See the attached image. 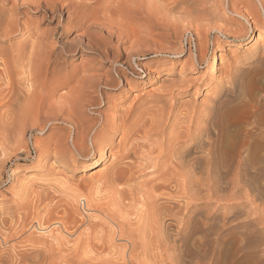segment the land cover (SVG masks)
<instances>
[{
  "label": "bare ground",
  "instance_id": "1",
  "mask_svg": "<svg viewBox=\"0 0 264 264\" xmlns=\"http://www.w3.org/2000/svg\"><path fill=\"white\" fill-rule=\"evenodd\" d=\"M3 1H11V5L13 7H19V9L29 8L35 9V11L44 10L46 12H49V16L51 18H55L58 15L63 16L64 10L67 11V17L65 18V21H57L54 29L52 30V32L50 31L48 35L43 34L45 36H37L34 39H31L33 41L31 43L29 42V45L27 42H25L29 46L27 52L26 47H24V49L26 50L21 47L23 50L19 54L18 50L17 54L14 53L15 50H10L11 53L18 55V59L20 57H23V61L27 63L25 65L22 64L23 66L21 65V77H18L17 79L20 80L17 81L19 83H26V85L24 86V90L26 93H24V91L22 90L23 88H21V90L28 97L32 96L34 88L37 89V87H34V83H36L37 81L40 82L39 80L42 79V77L44 79L43 81H41L42 83L46 81L50 83L51 80L48 79L49 75L47 74L48 70L52 72L57 71L56 67L58 66L52 65L49 61V58L52 53H54V49L59 46L58 43L60 41L58 40V38L60 37V34H66L73 28H83L81 32L71 38L72 41L69 43L70 47L67 46L69 44L63 43V45H61V49L59 50V52H61L62 54L64 51L70 53L69 51H71V48L73 47L72 44L78 42V46H81L83 50L85 49L89 52L93 51L94 46L97 45V49L102 56L110 55L108 49H106V43L102 40V36L98 33L99 30L93 28V17L96 15L100 4H104L105 2H107L104 5V9H106L110 7V3H112L114 0H1V2ZM154 1L159 3V5L157 4L158 9L160 4L162 5L166 2L170 3L172 1V3L174 2V4H179V2L181 3L182 1L186 0H180L178 2H176L175 0H171L170 2L167 0ZM209 1L210 0H191V3L195 4L198 7L202 6L201 9H203L204 6H207L206 3H209ZM215 1L212 2L215 3ZM255 1L260 5L261 11L264 15V0ZM220 2L222 3L221 0ZM178 4H176V6ZM195 5L193 6L195 7ZM182 6L181 9H183V11L181 12L183 13L177 12V14L181 15L187 13L188 15L189 13L190 15L192 13L191 11V13L188 12V8H186L185 6L182 8ZM209 6H211V4ZM237 6V0H230L228 2L227 9L223 10L224 6L220 7L223 10V15H226L228 13L229 15L243 17L248 24L253 23L254 28L255 26L258 27L259 23H262L261 26H264V19L261 17L259 11L253 8V6H250V9L248 8L249 13L246 12L245 14L240 13ZM247 6L248 5H246V7ZM113 7L115 6L113 5ZM152 8H155L154 10L157 11L156 7L153 6ZM1 9L0 37L6 38L10 36L20 35L22 32H28L27 27L29 26L30 20L21 21L18 16L15 17L13 14L17 11V9L16 11L14 10L15 12L7 11V13L4 11L2 12ZM164 9L163 13L165 15L166 11ZM166 9L170 11L168 7H166ZM149 10L151 11V9ZM150 11H148L146 14L155 13V11L154 13H149ZM171 12L172 11H170V13ZM206 12L207 15L211 13H208V11ZM160 13L161 12L159 11V13L156 12L155 14L158 16V14ZM167 14L169 13L167 12ZM195 14L197 15V13ZM171 15L172 14H170V16ZM184 15H182V17L185 18L186 15ZM206 18L208 19V16ZM89 19L92 20H90L91 23L90 21H88ZM197 19L200 20V18ZM194 20L196 21V19ZM243 30L239 32H242ZM230 32L234 33L237 31L231 30ZM28 35L31 36L30 34ZM250 36L251 34H249V31L247 30L244 31L241 38L246 39L247 37L250 38ZM263 38L264 35H258L259 42H264ZM238 40V44H240L241 39ZM185 42L187 45H189L187 49L189 50L190 66H192L193 68L201 67L210 58L209 73L212 76L215 73V57L213 55H209L207 57L208 59L206 58V55L204 57V52L200 51L201 47L199 49L198 55L196 53L195 55H193L190 51V47L192 45L191 39L185 40ZM8 48H11V46ZM178 49L179 48H177V50ZM6 52L7 51H5V53ZM179 52L180 51L171 53L170 51V54L176 55ZM5 53L3 54V50H0V56H4ZM147 56L148 55L127 54L125 60L123 61L112 60V62L114 63L113 66L115 65V67L112 68L113 71L111 70V73L105 72L104 74L100 75L90 73L87 75L85 74L80 78L78 77L79 80L76 81V86L71 85L70 89H68V95L63 96L61 94L63 96H60V98H62L61 101L60 99H58L60 102L63 101L61 104L60 102L59 104L55 102V105L53 103L49 104L48 102H43L41 100L39 101L38 105H35V107H33L34 105L29 106L27 105V103L24 104L28 107L20 108L24 110V112L21 110L22 113L19 115L20 118H18V114L17 116L15 114V117L9 114L8 116H6V118H4L3 121L0 116V120H2L0 122L2 126V129L0 127V150L2 154L3 151L5 152L4 148H7L6 143H8L7 140H9V137L12 138L16 134L14 132L15 134L11 136L14 129L16 131V126L14 125L16 124V117V121L19 124L22 122V119L25 120V118L28 116V118L34 116V113L40 112V109L44 110V108H46L45 110L52 109L47 112L52 111L53 113L55 112L54 107H56V109L58 108L60 112H57L59 114L61 113L60 115H62L61 118L64 123H68L71 126L77 127L79 129V132H77L76 134L75 140H73L72 142V145L77 152L83 151L88 145V141H90V144L92 146L96 147L95 154L93 156H87L85 158L86 160L95 159L94 156H96L100 158L101 161H104L103 153L110 152L107 148L113 146V133L120 134V137L117 141L118 149L116 147L118 151H115L113 153V155L115 154L116 156V160H114L115 162L111 163L109 166L106 165L104 167H101L100 169L92 171L87 177L88 179L85 178L87 180H81H85V182L87 181L84 184L85 187H83L86 189V192H81L78 185H75V183L73 184L69 177L68 179H70V183L75 185V187L70 185L71 187H73V190L71 191L74 192L70 191L71 193H66V196L68 195V197H65L69 199L67 200L68 202H65V204L63 203L65 199L63 202H61L63 200L62 198V200H59L61 203H63L61 210L58 208L59 206L57 208L60 211H57L58 209H54L55 215H52V213L50 214L49 210L52 211L51 209H43V211L41 210L36 215H34L33 213L35 221L33 222V224H31V226H29L30 228L28 227V225H26L29 229L36 228V230H38V232L42 234V236L40 235L41 237L45 236V238L48 237V239L50 238V240L53 239L51 241L55 240V242H57H43L42 240L44 237L42 238V240L36 239L38 237V233H35L37 234V237L32 236L34 233L30 234L32 236L31 237L30 235H26L24 230L23 232H21V230L19 232L24 233L26 237H28V239L24 238L27 242H25V244H27V247L31 249H28V252L27 249L26 252L17 251L20 249L19 247H21L19 244H17V246L14 245L16 246V249L19 245V249L17 250L13 247L11 248V245L8 246L10 247L8 253L6 252V250V253H3V250L0 249V264H54L52 259L55 258V261L58 262V260H56L58 256L63 258H61V260H63L62 264H73L74 262L76 264H89V261H83L82 257L84 255L81 257V254L83 253H81V251L79 252L82 247H80L79 249L77 243V240H79L77 237V229L82 224L86 227L83 231L80 228L81 232L79 231L78 236L80 237V235H83L84 238L88 240V242H85L83 247L87 249V254L92 255L93 252V257H89V255H87V257L92 259V261H94V259L100 260V263L98 262V264H221L223 257L222 254L224 252L223 248L226 244H228L229 251L231 254H233V256L236 255L239 257H249L251 264H255L256 262H258L257 264H260L264 260V225H262L261 222L257 223L254 220H247L243 222L239 221L240 219L243 220L244 216L248 217L257 210L262 211L264 214V102L260 99L261 97L259 98L257 96L258 92H251L249 90L250 88L248 89V84L246 85L247 78H245L244 72L239 73L237 70L239 68H237L234 71L235 73L232 76L230 75L231 77L229 76L230 78L227 77L228 79H225L224 83L222 84L223 86L219 88L220 90L216 94L213 95L211 94V91H207L208 89L206 90L204 94L210 97L211 100H209V104L205 106V111L203 112L205 114L200 118L196 117V119H193V107L188 105H184L179 111L175 110V99L178 91L184 90L190 85V81L184 78L177 82H164L161 85V89L158 91V93H149L141 99H139L140 97L138 96V93H134L133 98L131 99V101L127 102L128 104L126 105V107H120L121 111L119 113L108 115L103 111L97 110L104 106L105 100L107 97L109 98V95L114 97V95L119 93L122 89L125 88L126 90H131L134 87V81L128 76V73L138 79H142L144 75L157 70V67L152 69V66L155 64V62H157L156 59H150L148 66L142 63L147 60ZM9 57L12 56L9 54L8 60ZM259 57L260 58L257 61L258 65L256 67V70L254 68L253 69L255 70V76L259 75L262 77L264 76V46L262 47L261 56ZM131 58H133L132 60L135 64V68L131 67ZM6 62L8 63V61ZM19 62L21 63V58ZM17 67L18 66H16V69ZM13 70L14 69L9 70V73L10 71H12L13 73ZM112 72L117 77V79L111 78V76L113 75ZM77 73L73 72L72 68L71 71L66 70L65 77H62L63 80L61 79L64 85L66 86V84L73 82V79L76 78ZM249 73L247 75H249ZM110 74L112 75L110 76ZM228 74H230V72ZM13 76L15 75L12 74V77ZM47 79L50 81H48ZM122 80L124 81L123 83H121ZM249 81L250 80L248 79V82ZM40 83L39 85H41ZM45 84L42 86H45ZM100 86H103L105 89H99ZM2 87H5V85ZM11 87L13 90V86H10V88ZM18 89L16 94L19 91ZM9 92V90L6 92V89L0 88V109L2 110L4 109L5 104L12 100H10L9 97L7 98ZM16 94L14 91V95ZM18 96L16 99H18ZM137 96L139 97L138 99L136 98ZM55 98L53 101H55ZM32 100H30V102ZM15 102L19 101L15 100ZM107 102L111 104L114 103L112 99H109ZM8 105L10 106V104H7V107ZM20 105H23V103ZM20 105L18 104V106ZM12 106L10 107L11 109L14 108ZM88 107H91L94 110L96 109V111L90 112L93 116L88 115L87 117V115H85V109ZM11 109L9 111H11ZM17 110L18 112H20L19 108ZM17 110H14V112L17 113ZM5 111H7L6 108ZM52 112L51 115H53ZM57 112L55 113V116H57ZM39 117L40 116H36L35 120ZM49 117L51 116L49 115ZM28 120L31 121V118ZM35 120L32 119V121ZM89 121L90 123L88 124ZM37 122L39 123V120ZM43 122L45 123L44 119ZM31 123L29 122V125H32L30 127L34 128L35 123ZM56 127L58 126L56 125ZM22 130L21 133H23ZM41 130V134H44L46 132V130ZM64 136L62 138H64ZM239 137H241L242 139L238 144L235 140ZM14 139L15 137H13V140ZM13 140H11L10 142L12 143ZM60 140L62 141L61 138L59 139V141ZM17 141L19 142V140ZM17 143L15 144L17 145ZM57 143L58 142H56V144ZM63 143L61 142L62 145ZM15 144L10 145L9 143V145L12 147ZM47 144L48 143H46V145ZM56 144L54 145L56 146L54 147V149L47 150V154L49 156L52 155L54 160L60 159L61 163H67L66 161L68 159L66 160L64 155V152L67 151H65L64 149L67 148L64 147L63 149L61 148V144V146ZM16 145L14 146L15 148L18 146ZM33 148L34 151L37 152V159H41L42 154L44 153H42V151L40 150L41 145L38 144V141H36V139L33 143ZM14 149L10 150H13L14 152ZM70 149H72V147ZM66 153L70 154L69 152ZM69 160L71 163L70 158ZM5 161L6 160H4V162ZM39 162L42 161L39 160ZM2 163L3 162H1V164ZM103 164L100 166H103ZM64 177L67 178L66 175ZM58 179H61V177ZM62 179L64 180L63 177ZM61 181L62 180L58 181L60 182L59 184H61ZM65 182L63 183V186L64 184L67 185ZM59 184L57 183L56 185ZM80 185L81 184H79V186ZM70 186L69 188H71ZM53 188L52 190H54ZM59 189L61 188L59 187ZM37 191H39V189ZM37 191L34 192L37 193ZM103 191L106 192L105 197L101 196ZM52 192L51 194L54 195V198L52 199H54L55 202L56 197L54 192ZM62 192L64 191L62 190ZM41 193L38 192L36 198H38L37 196H39V194L41 195ZM48 194H46L45 196H47ZM61 194L62 193H60V195H57V197H60ZM64 194L65 193H63V196ZM107 195H109V198L106 197ZM44 198L48 199V196ZM44 198L42 197V201L45 200ZM50 198L51 197H49V199ZM106 198L111 201L104 202ZM245 198H250V200L254 201L255 204L257 203V205L255 206L257 208L254 209L255 211H253L252 209L248 210L244 208V204L241 206V203H236L234 205H226L223 203L224 201L232 202L235 200H243ZM2 199L6 198L4 197ZM33 201L34 200H32L31 204L29 202V211L31 209V206L33 207ZM39 201L41 200L39 199ZM42 201L38 204H41ZM206 201L207 204L204 205V202ZM107 202L111 203L109 204ZM210 202H215V206L212 207V209L208 210L206 207H208V204H210ZM56 203H58V201ZM75 204L82 205V210L79 209V205L75 206ZM26 205L28 206V204ZM41 206L43 205L41 204ZM46 206L44 208H47ZM259 206H262L261 209H258ZM20 209L21 208H19L18 210ZM24 209L27 208L24 207ZM35 209L33 210L35 211ZM30 212L28 213L31 214ZM24 214L22 212L21 215L23 216ZM8 215L9 214H7V216ZM5 216H3V218L1 217L2 220L0 219V221L6 222L5 219H7V217L5 218ZM15 216L12 217L15 218ZM26 217H28V214ZM16 220L17 218L14 221ZM31 220L29 222H31ZM50 220H53V224L50 222ZM29 222L27 223L29 224ZM20 224L18 228L20 227ZM8 227L11 228L10 225ZM21 227H23V225ZM14 228H16V226H14ZM4 232L2 233L5 234ZM6 232V234L9 233L8 231ZM15 232L11 231L10 234H14ZM32 232H34V230ZM75 232V238L77 242H74V238V240L72 241L74 243L70 246V239L73 237ZM69 236L72 237L69 239ZM228 238L231 239L228 240ZM0 239V246H2L1 244L5 243V239H7V237H2V234L0 232ZM15 239L16 238L14 237L13 240ZM46 239L45 241H47ZM81 239L83 240V238ZM20 240L22 241V238ZM20 240L18 241V239H16V241L18 242H15L19 243ZM36 240L38 242L42 241L43 243L51 244L48 246L46 244L47 247H40L38 250H36L34 249V242H37ZM94 240L97 241L94 242ZM117 241L120 242L117 243ZM12 243H14V241ZM82 243L84 242L82 241ZM86 253L84 252L85 255ZM56 255L58 256L55 257ZM67 256L68 258H66Z\"/></svg>",
  "mask_w": 264,
  "mask_h": 264
},
{
  "label": "rangeland",
  "instance_id": "2",
  "mask_svg": "<svg viewBox=\"0 0 264 264\" xmlns=\"http://www.w3.org/2000/svg\"><path fill=\"white\" fill-rule=\"evenodd\" d=\"M167 1L170 2L171 0H167ZM175 1L178 2L180 0H175ZM212 1H215V0H210L209 3H206V5L209 8L207 6H204L203 9H201L202 6L198 7L195 4L191 3V0L190 1H188V0L182 1L181 3L179 2L180 5L178 3L174 4V2L172 3V1L170 3H167L165 1L166 3H163L164 5L160 4V6L158 8L160 10L157 9L159 3L155 2L154 0H151V1H147V0H134V1L117 0L116 1V0H114L112 3H110L111 4V5H109L110 7L106 8V9H104V5L107 2H105L104 4L103 3L100 4L96 15L93 17V21H94L93 28H95L96 30L97 29L99 30L98 33L102 36V40L106 43L105 44L106 49H108L110 55L109 56H107V55L102 56L101 53L97 49V45L94 46L93 51L89 52V51H86L85 49L83 50L81 46H78V42H75L73 44L71 43L72 46L75 48L72 47L71 51H69L70 53L64 51L65 53L63 52V54H62L61 52H59V50L61 49V45H63V43L69 44L72 41L71 38L74 35L81 32L83 28H81V29L73 28L70 31H68L66 34H63V35L60 34L59 35L60 37L58 38V40L60 41L58 43L59 46H57L54 49V51H53L54 53H52V55L49 58V61L51 62L52 65L58 66V67H56L57 71L56 70H55L56 72H52L50 70L47 71V74L49 75L48 79H50L52 82L47 79L48 81H50V83H48L47 81L42 83L41 81L44 80L42 77V79L39 80L41 83L38 81H37L38 83L37 82L34 83L35 84L34 87H37V89L36 88H34L35 90L33 89V94H32V96L34 97L33 98L32 96L28 97L27 95L24 94V93H26L24 90L25 89L24 86L26 85V83L25 82L19 83L18 81L20 79L19 80L17 79L18 77H21V72H20L21 68H22L21 65L22 64L25 65L27 63L23 61V59H22L23 57H20L21 58V63H20L19 62L20 58L18 59V55H15L14 53L17 54V50H18V54H19L20 52H22L24 47H26L27 50L26 49H24V50H26V52H27L28 48H29L28 45L33 41L31 39H34L37 36L38 37L45 36L46 34L48 35V33H50V31L52 32L57 21H65V18L67 17V11L64 10L63 16L58 15L55 18L53 17L54 18L53 19L49 16V12H46L44 10L35 11V9H29V8H27V9L26 8H24V9L20 8L19 9V7H13L11 5V3H12L11 1L1 2V0H0V9L2 8L1 9L2 12L3 11L6 13H7V11L8 12H10V11L15 12L17 9L18 12L16 11L13 14L15 17L18 16V18L21 21H23V20L29 21L30 20L29 26L27 27L28 32H25V33L22 32L20 35L10 36V37H6V38L0 37V48H1L0 50H3V54L5 53V51H7L4 56H0V79L2 80V81L0 80V84H1L0 88L6 89V92L8 90L10 91L8 93L7 98L9 97L10 100L14 99L13 100L14 102H15V100L19 101V102H15V103L12 100H11L12 103H11V101H9L7 104H10V106L8 105V107H7V104H5V107L3 109L5 111V108H6L7 111H5V112L2 109H0V116H1L2 120L4 121V118H6V116H8L9 114L12 116H14L15 114L17 116V114H18V118H20L19 115L22 113L21 110L24 112V110L20 109V108L28 107L27 105H29V106L34 105L33 107H35V105H38L39 101H41V100L43 102H48L49 104L50 103H53L54 105L56 103L59 104V102L62 99V98H60V96L63 97V96L68 95V89H70L71 85L76 86L75 85L77 83L76 81H78L81 76H83L85 74L87 75L90 73L91 74L93 73L96 75L97 74L98 75L104 74L105 72L111 73V70L113 71L112 68L115 67V65L113 66L114 63L112 62V60L123 61V60H125L127 54L148 55L146 58L147 60H145V62H142L146 66H148L150 59H156L157 62H155V64L152 66V69L157 67V70H154L153 72H150V73L144 75L142 79L141 78L138 79V78H136V77H134L128 73V76L131 79H133V81H134L133 82L134 87L131 90H126L124 88L119 93L115 94L114 97L109 95V98L107 97L105 100L104 106L97 109L99 111H103L104 113H106L108 115H111L114 113H119L121 111L120 107H126V105L128 104L127 102L131 101L134 93H138L139 94L138 96L140 98L138 96L136 98L141 99L149 93H158V91L161 89V85L164 82H167V81L177 82V81L182 80L184 78V79H187L190 81V85L188 86V88L178 91V93L176 95V99H175L176 100L175 110L179 111L184 105H188V106L193 107L192 108L193 114H194L193 119H196V117L200 118L205 114V113H203L205 111V106H207L209 104V100H211L210 97H208L204 94L206 92V90L208 89L207 91H211V94H213V95L216 94L220 90L219 88H221L223 86L222 84L224 83L225 79H228L227 77H229L230 75L232 76L235 73L234 71L237 68H239V69H237L239 73L244 72V76H245V78H247L246 79V85L248 84L247 85L248 89L250 88L249 90L251 92L252 91H254V92L256 91V93L258 92L257 96L259 98L261 97L260 99L264 102V76L261 77L259 75H256L257 76L256 77L254 74V71L256 70V67L258 65L257 61L260 58L259 56H261L262 47L264 46V42L258 41V35H264V26H261L262 23H259L258 27L255 26V28H254L253 23L248 24L247 21L243 17H237V16L229 15L228 13L226 15H223L222 12L224 9H227L228 2L230 0H221L222 3L220 2V0H218V1L216 0L215 3ZM254 1L255 0H237L238 10L242 14H245L246 12L249 13L248 10L250 9V6L251 7L253 6V8H255L256 10L259 11L261 17L264 19V15L261 11L260 5L256 1L255 2ZM168 4H170V5H168ZM176 4H178V5L176 6ZM208 4L209 5L211 4V6H209ZM220 4H222V5H220ZM113 5L115 7H113ZM193 5H195L196 8ZM246 5H248V6L246 7ZM153 6L156 7L157 11L154 10L155 8H152ZM163 6L165 7V9ZM181 6H182V8L184 6L186 8H188V12L191 11L192 13L191 12L190 13L192 15L191 14L189 15V13H188V15H187V13L186 14L184 13L186 16L184 14H181V15L177 14V12L180 13L181 11H183V9H181ZM220 6H222V7L224 6L223 10ZM166 7H168V9H170V11H172V12L170 13V11L166 9ZM169 7H171V8H169ZM177 7H178V9L180 8L181 10L180 9L178 10ZM212 7H213V9H212ZM9 9H11V10H9ZM149 9H151V11ZM152 9H153V11H152ZM163 9L166 11V12L164 11L165 15L163 13ZM192 9H193V11H192ZM148 11H150L149 13H151V12L154 13V11H155V13L156 12L159 13V11H160L161 15L158 14V16H157L155 13H154L155 15L154 14H146ZM206 11H208V13L211 12L210 13L211 15L210 14L207 15ZM167 12L169 14H167ZM181 13H183V12H181ZM195 13H197V15ZM170 14H172V15L170 16ZM153 15H154V17H153ZM162 15H164V16H162ZM182 15H184L185 18L182 17ZM192 16H193V18H192ZM204 16H206V17L208 16V19ZM222 16H226L227 18L222 17ZM187 17H188V19H187ZM196 17L200 18V20H198ZM59 18H60V20H59ZM194 19H196V21ZM203 19H205V20H203ZM90 20L91 19H89L88 21H90ZM91 21H90V23H91ZM87 23H89V22H87ZM231 30H234L237 32H234V33L230 32ZM241 30H243V31L239 32ZM247 30L249 31V34H251L250 38H248V37L246 39L241 38L244 31H247ZM28 34H30L31 36H29ZM43 34H45V35H43ZM188 37H191L192 45L190 47V51L193 55H195V53L198 55L199 49L201 47L200 51L204 52V57H205V55H206V58L209 55H213L215 57V73L212 76L209 73V64H210L209 59L210 58L209 59L207 58L208 61H206L201 67L193 68L192 66H190V64H189V61H190L189 60V50L187 49L189 47V45H187L185 42V40ZM238 39H241L240 44H238V41H239ZM263 40H264V38H263ZM25 42H27L28 45ZM13 45L15 48L13 47ZM23 45H25V46H23ZM10 46L12 49L8 48ZM67 46L70 47V44ZM114 46H115V48H114ZM203 47H205V48H203ZM177 48H179L180 50L179 49L177 50ZM10 50L11 51L15 50V51H14V53H11ZM9 51H10V53H9ZM170 51H171V53H174L176 51H180V52L177 53L176 55H171ZM8 53L12 56V57H9V60H8V56H9ZM58 54H61L62 56L58 55ZM12 58H14V59H12ZM132 59L133 58H131V60H130L131 67L135 68V64H134ZM6 61H8V63ZM1 62H2V64H1ZM4 63H5V65L6 64L7 65L5 66ZM16 66H18L17 69H16ZM116 67H118V66H116ZM241 67H242V69H241ZM71 68H72L73 72H76V73L78 72V73L76 74V78L73 79V82H70L69 84H66V86H65L64 83L62 82V80L65 77L66 70L71 71ZM12 69H14L15 71L13 70V73H12V71H10V73H9V70H12ZM247 69H248V71H247ZM17 70H19V71H17ZM232 71H233V73H232ZM229 72H230V74H228ZM252 72H253V75H252ZM2 73L4 76L2 75ZM248 73H249V75H247ZM8 74H9V76H8ZM12 74L15 75V76H13L14 78L12 77ZM53 74H55V75H53ZM112 74H113V72H112ZM112 74H110V76ZM5 75L7 78L5 77ZM113 75L111 76V78L117 79V77L115 75L114 76ZM51 76H54V77H51ZM2 77H3V79H2ZM11 77H12V79H11ZM15 77H16V79H15ZM248 79L250 80L249 82H248ZM10 80H12V81L14 80V81L12 82ZM123 82L124 81L122 80L121 83H123ZM39 83L41 85H39ZM44 84H45V86H42ZM4 85H5V87H2ZM9 85L13 86V90H12V87L10 88ZM38 85H39L40 89L38 88ZM46 85H47V87H46ZM20 86H22V87H20ZM43 87L44 88L46 87L45 92H44ZM59 87H61V88H59ZM18 88H20V89H18ZM21 88H23L22 90L24 91V93L21 90ZM17 89L19 91L16 94ZM38 89H39V91H38ZM48 89H50V90H48ZM99 89H105V88L103 86H100ZM14 91H15L16 95H14ZM38 92H41V93H38ZM64 92H65V94H64ZM66 92H67V94H66ZM35 93H36V95H35ZM256 93H254V94H256ZM39 94H41V95H39ZM58 94H60V95H58ZM141 94L144 96H142ZM18 95H20V96H18ZM17 96H18L19 100L16 99ZM50 96H52V97H50ZM32 98L34 101L32 100ZM54 98H55V101H53ZM45 99L46 100L48 99V100L46 101ZM58 99H60V101ZM109 99H112L114 101V103L113 104L108 103L107 101ZM30 100H32L33 102L32 101L30 102ZM28 101H29V103H28ZM62 102H60V104ZM22 103H23V105H20ZM26 103H27V105L25 106L24 104H26ZM18 104L21 107L18 106ZM12 105H14V106H12ZM11 106L14 107L15 109L14 108L11 109L10 108ZM116 106H119V107H116ZM18 108H19L20 112H18V110H17ZM10 109H11V111H9ZM13 109L15 111L17 110V113H15ZM45 109L46 108H44V110L40 109V112L34 113L35 115L30 117L31 121L28 120V119H30V118H28L29 117L28 116L25 118V120H28V121H25L22 119V122L18 124V122L16 121V119H17V117H16V119H15L16 124H14V125L16 126L17 132L14 129L13 134H11V136H13L15 133L17 135L15 134L13 136V137H15L14 140H13V137L12 138L9 137V140H7V142H8V143H6L7 148H4L6 154L4 151L2 154V152L0 150V152H1L0 153V190H1L0 191V219L2 220L3 216H5V215H6L5 218L7 217V219L4 218L6 220V222L0 221V232L2 234V237H4V238L7 237V239H5V243L1 244L3 247L0 246V249L3 250L2 251L3 253L5 252V250L8 253V251L10 250V247L11 248L13 247L16 249L17 244H19L21 246V247H19V245H18V247L20 249L17 247V249H19V250L16 249L17 251L26 252V249H27V252H28V249L30 250L31 248H28L27 247L28 245L25 244L26 239H28V237H26V235H30L32 233H34L32 235L33 237L34 236L37 237V234H35V233H38V237L36 238L37 240L38 239L42 240V238L44 237L42 240L43 242H49L50 241L51 243L52 242L56 243L57 241L55 242V240L51 241L53 239L50 240V238L48 239V237H46L47 238L46 239L45 236L41 237L42 234L40 232H38V230H36V228L35 229H33V228L29 229L30 228L29 226H31V224H33V222L35 221L34 215L38 214L41 210L43 211V209H48V210L51 209L52 211L49 210L50 214L52 213V215H55L54 209L57 210L59 208L61 210L63 203L65 204V202L69 199V198L68 199L66 198V197H68V195L66 196V193L69 194L71 192H74V191H71V190H73V187H71L70 185H72L74 187H75V185H78L79 190H81V192L82 191L86 192V189L83 187H85L84 184L87 182V181L85 182V180L88 179L87 177L89 176V174L92 171H95L96 169H100L101 167H104L106 165L109 166L111 163L115 162L114 160H116V158H115L116 156H115V154L113 155V153L115 151H118L117 150L118 149V147H117L118 142L117 141L120 137L119 133H113V136H112L113 146L107 148L108 151H110V152H108V153L104 152L103 153L104 161H101V159L96 157V156H94L95 159L86 160L85 158L87 156H93L95 154L96 147L92 146L90 144V141H88L89 143L86 146V148L81 152H77L74 149L72 142H73V140H75L76 134H77V132H79L78 131L79 129L77 127L71 126L68 123L67 124L64 123V121L61 118L62 115H60L61 113L60 114L58 113V112H60L58 108H57L58 109L57 110L56 107H54V109H55L54 113L52 111L47 112V111L52 110V109H48V110H45ZM45 111L47 114L45 113ZM91 111H96V109L94 110L91 107L86 108L85 109V115H87V117H88V115L91 116L92 115L90 113ZM51 112L53 113V115H51ZM56 112H57L58 117L55 116ZM86 112H88V113H86ZM195 114H197V115H195ZM49 115L51 117H49ZM36 116L37 117L40 116V117L35 120ZM56 117H57V119H56ZM48 118H50L51 120ZM32 119H34L35 121H32ZM43 119L45 120V123L43 122ZM2 120H0V122ZM38 120H39V123L37 122ZM27 122H28V124H27ZM29 122L30 123L32 122L31 124L35 123L34 128L30 127L32 125H29ZM40 122H41V124H40ZM23 123H24V125H23ZM59 123H61V124H59ZM89 123H90V121L88 122V124ZM3 124H4V122H3ZM63 124H65V125H63ZM25 125H27V126H25ZM41 125H43V126H41ZM56 125L58 127H56ZM0 127L2 129L1 124H0ZM9 127H10V125H9ZM22 127H24V128H22ZM17 128L19 129L20 132L18 131ZM36 128L38 131L36 130ZM58 128H60V129H58ZM22 129L23 130L25 129V130L23 131ZM39 129L40 130L42 129L41 131L46 130V132L44 134H41ZM21 130L23 133H21ZM45 134H47V135H45ZM74 135H75V137H74ZM63 136H64V138H62ZM10 138H11V140H13L12 143L10 142L11 141ZM18 138H20V139H18ZM60 138L62 139V141L61 140L59 141ZM16 139L19 140V142ZM35 139H36V141H38V144L41 145L40 150L42 151V153H44V154H42L41 159H39V158L37 159V157H36L37 152H35L34 148H33V143H34ZM241 139H242L241 137L237 138L235 140L236 143L239 144V141ZM20 140H21V142H20ZM50 141H51V143H50ZM55 141L58 143L56 144ZM64 141H66V142H64ZM61 142L62 143L64 142L65 144L63 143V145H62ZM9 143H10V145L17 143V145L18 146L20 145V146L18 147L15 144L17 146L15 148L14 147L15 145L12 147L9 145ZM46 143H48L49 145L48 144L46 145ZM55 144L56 145L61 144L62 146L61 145L60 146L63 149H64V147L67 148L64 150L65 151L67 150L66 152H69L70 154H67L66 152H64V155H65V159L66 160L68 159L66 161L68 164L63 163V162L61 163L60 159L54 160L52 155H51L52 156L51 157L47 154L48 153L47 150H52V149H54V147H56V146H54ZM71 147L73 150L70 149ZM116 147H117V149H116ZM18 148L21 150L23 149L22 150L23 152L21 150H19ZM10 149H14L16 152L15 151L13 152V150H10ZM18 151H20V152H18ZM7 153L10 155H8ZM1 155H2V157H1ZM3 155H4V158H3ZM68 155H69V158L71 159L72 164L70 163ZM4 160H6V161L4 162ZM39 160L42 162H39ZM95 161H96V163H95ZM1 162H3V163L1 164ZM102 164H103V166H100ZM1 165H2V167H1ZM95 167H97V168H95ZM58 175H60V176H58ZM65 175L67 176V178L64 177ZM57 176H58V178L61 177V179H58ZM62 177L64 178V180L62 179ZM69 177L71 179V182L73 184L75 183V185L70 183V179H68ZM30 178H32V179H30ZM85 178H87V179H85ZM83 179H85V180L81 181ZM57 180L58 181L62 180L61 184H59L60 182H58ZM65 180H66V182H65ZM64 182L68 185V187L65 184L63 186ZM57 183L59 185H56ZM79 184H81V185L79 186ZM69 186L72 189L69 188ZM53 187H55V188H53ZM59 187L61 189H59ZM43 188L46 190H44ZM49 188H51V189H49ZM52 188L54 190H52ZM38 189H39V191H37ZM56 189L57 190L59 189L58 193H57ZM83 189H85V190H83ZM47 190H49L50 192ZM62 190L64 192H62ZM34 191L35 192L37 191V193L43 192L45 194L41 193V195L39 194V196H37L38 198H36V195H38V194L35 193ZM52 191L54 192L55 197H56L55 202H54V199H52V198H54L53 197L54 195L51 194ZM103 192H102L101 196L105 197L106 192H104V193ZM60 193H62L61 194L62 197L61 196L57 197V195H60ZM63 193H65L64 196H63ZM46 194H48L47 195L48 199H49V197H51L49 200L47 198L46 199L44 198V197H47V196H45ZM4 197L6 199H2ZM23 197H24L25 203H24ZM42 197L45 199L44 201H42ZM106 197L109 198V195H107ZM58 198H60V199H58ZM107 198L105 199L104 202L111 201ZM13 199H15V200H13ZM31 199L34 200L33 201L34 204H32L33 207L31 206V209L32 210L35 208L36 209H35V211L34 210L32 211L30 209V211H31L30 212L28 208H30V204L32 202ZM36 199H37V201H36ZM39 199L42 201L41 204L43 206H41V204H38L41 202V201H39ZM64 199H65V201H64ZM18 200H20V201H18ZM26 200H27V202H26ZM30 200H31V202H30ZM51 200H53V201H51ZM59 200H62L61 202H63V201L64 202L61 203ZM45 201H46L47 206L45 204ZM57 201H58V203H56ZM29 202H30V204H29ZM54 203H55V205H54ZM107 203H109V202H107ZM223 203L226 205H229V204L234 205L236 203H241V206L244 204L243 205L244 208H246L248 210L252 209L253 211H255L254 209L257 208V207H255L257 205V203L255 204V202L250 200V198H248V199L245 198L243 200L242 199L241 200H235L232 202L231 201L230 202L224 201ZM23 204H25V205L28 204V206L26 205L27 206L26 207ZM50 204H52V205H50ZM206 204H207V201L204 202V205H206ZM39 205H40V207H39ZM76 205H79V209L82 210V207H83L82 205L75 204V206ZM45 206L47 208H44ZM55 206H56V208H55ZM214 206H215V202H210V204H208V207H206V208L208 210H210ZM24 207L27 208L28 210L24 209ZM48 207H50V208H48ZM261 207L262 206H259L258 209H261ZM19 208H21L25 212L22 211L21 209L18 210ZM59 209L57 211H60ZM7 211L8 212L10 211V212L8 213ZM22 212H23V214L25 213L23 216L21 215ZM28 212H30L31 214H29ZM33 213H34V215H33ZM7 214H9L8 215L9 217L7 216ZM18 214H20V215H18ZM27 214H28V217H26ZM12 216L13 217L15 216V218H13ZM18 216L20 217V219H22V218L23 219L20 220ZM263 216H264L263 212L260 210H257L255 212H253L252 215H250L248 217L244 216L243 220L240 219L239 221L243 222V221H247V220L248 221L254 220L257 223L261 222L262 225H264V217ZM11 218H13V219H11ZM16 218H17V220L14 221ZM25 218H26V220H25ZM28 218L30 220L32 218L31 222H29L30 220ZM20 221H22V222H20ZM1 222L5 225H3ZM27 222H29V224ZM50 222L52 223L53 220H50ZM7 223L11 226V228L8 227L9 225ZM25 223H27V224H25ZM19 224H20V227L18 228ZM22 225L25 229L23 227H21ZM24 225L25 226L28 225L29 228H27V226L25 227ZM14 226H16V228H14ZM85 227L86 226L85 225L83 226V224H82L77 229V232L79 233V231L81 229L83 231L85 229ZM5 229H8V230H5ZM9 229L10 230L12 229L11 230L12 232H15V231L16 232L14 234L13 233L10 234L11 231ZM15 229H17L18 232ZM4 230H5V232H4ZM23 230H24L26 235L24 233L19 232V231L23 232ZM33 230H34V232H32ZM35 230H36V232H35ZM6 231H8L9 233L6 234L7 233ZM30 231H31V233H30ZM2 232H4L6 234V236ZM78 233H77V237L81 241H79V240H77L78 242L76 241V238H75L76 232H75L73 237L69 236V239L72 237L70 239L71 243H69L70 246L74 242H77L79 249H80V247H82L81 250H79V252L81 251V253H83V254H81V257L83 255L85 256V257L83 256L84 258L82 257L83 261H85V262L89 261L88 262L89 264H98V262L100 260L94 259V261H92V259L89 258V257H93V252H92V255H89L86 253L87 249L83 247L85 242H88V240H86V238H84L83 235L82 236L80 235V237H79ZM9 234L11 235V237L14 236L16 239H18V241L22 238V241L25 240V241H23L24 244L21 240L19 243H16L18 241H16V239L13 240L14 237L11 238ZM17 234H18L19 238L17 237ZM7 235H9V236H7ZM24 238H26V239H24ZM74 238H75V241L72 242L74 240ZM81 238H83V240ZM45 239L47 241H45ZM229 239H231V238H228V240ZM0 241H1V239H0ZM13 241L16 244L12 243ZM42 241L34 242V244H35L34 249L38 250L40 247H47L48 245L51 244V243H43ZM82 241L84 243H82ZM95 241H97V240H94V242ZM21 242H22V244H21ZM119 242L120 241H117V243H119ZM46 244H47V246H46ZM79 244H81V245H79ZM14 245H16V246H14ZM37 245H38V247H37ZM8 246H10V247H8ZM21 249H23V250H21ZM223 249H224V252L222 254L223 257H222L221 264H251L249 257H246V256L245 257H239L236 255L233 256V254H231L229 251L228 244H226ZM83 251L86 253V255L84 254ZM87 255H89V257H87ZM57 256L58 255H56L55 257H57ZM61 258L62 257L58 256L56 259V260H58L59 263L55 261V258H53L54 260L52 259V261L54 264L55 263L62 264L63 260H61ZM66 258H68V256ZM257 263L258 262H256L255 264H257ZM73 264H76V263L74 262ZM260 264H264V260Z\"/></svg>",
  "mask_w": 264,
  "mask_h": 264
},
{
  "label": "built area",
  "instance_id": "3",
  "mask_svg": "<svg viewBox=\"0 0 264 264\" xmlns=\"http://www.w3.org/2000/svg\"><path fill=\"white\" fill-rule=\"evenodd\" d=\"M191 39V37H188L186 40Z\"/></svg>",
  "mask_w": 264,
  "mask_h": 264
}]
</instances>
